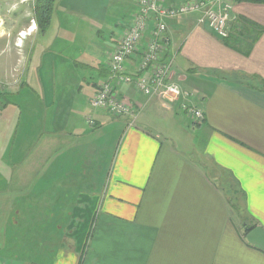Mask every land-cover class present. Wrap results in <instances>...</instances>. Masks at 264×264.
I'll list each match as a JSON object with an SVG mask.
<instances>
[{"label":"crops","instance_id":"crops-1","mask_svg":"<svg viewBox=\"0 0 264 264\" xmlns=\"http://www.w3.org/2000/svg\"><path fill=\"white\" fill-rule=\"evenodd\" d=\"M228 1L229 40L198 14L169 22L172 70L200 123L122 83L135 123L101 110L81 133L71 124L137 0H56L45 30L21 28L24 54L0 42V109L12 92L37 94L25 148L0 116V248L22 247L1 264H264L246 239L247 225L264 228V0ZM125 65L142 75L138 57Z\"/></svg>","mask_w":264,"mask_h":264},{"label":"built area","instance_id":"built-area-1","mask_svg":"<svg viewBox=\"0 0 264 264\" xmlns=\"http://www.w3.org/2000/svg\"><path fill=\"white\" fill-rule=\"evenodd\" d=\"M191 14H198V25L207 26L222 38L229 37L235 18L228 0H185L178 4L171 0H137V11L110 53L109 73L94 94L92 106L116 117L131 116L130 124L135 123L133 106L116 91L117 85L125 83L144 95H159L167 103L180 102L194 122H202L204 112L196 105L193 92L179 84L172 70L174 56L169 54V22ZM136 57L142 73L138 78L128 74L125 65L129 58ZM88 123L96 125L92 117H88Z\"/></svg>","mask_w":264,"mask_h":264},{"label":"rangeland","instance_id":"rangeland-1","mask_svg":"<svg viewBox=\"0 0 264 264\" xmlns=\"http://www.w3.org/2000/svg\"><path fill=\"white\" fill-rule=\"evenodd\" d=\"M36 1L37 0H0V22L4 24L3 27H0V42L5 43L7 40H10L8 49L13 51L15 54L22 55L25 52L24 47L17 48L15 47V45L22 44L19 38H22V36L25 35V32H20L21 28L24 27V29H26L29 27V23L34 25L36 23L33 19ZM174 2L177 4L180 3L177 1ZM26 20H29V22L27 23ZM18 25L20 28L16 29ZM4 52L5 55H9L7 49ZM5 94L6 92L1 93V95L3 96ZM36 95L37 94H30V92L23 91V94H21V96H19L15 92L9 94L8 96L10 97V101H7L6 98H2V101L4 102L5 106L0 109V116H3V118L5 119L4 123H9L10 119V121L13 120L11 124L15 122V125H18L17 130L19 132V139L17 143V149L19 147V144L23 146L22 148H25L28 130L34 127L32 125L35 122V118H37V116L33 115L34 107L31 108L30 99L32 96L37 99ZM100 113L101 109L94 108L92 104L89 103L87 104L86 108L83 110L82 113L73 118V122L71 124H73L74 129L78 132L80 131V129H85L84 125H86V128L89 129L90 127L86 124V118L91 116L95 119L97 117V114ZM10 126L12 125H9V128ZM68 127L69 126H64V128L66 129ZM0 249V260L2 257H17L13 255L22 253H14V251L22 249L20 245L19 248H16V250H14L15 248L10 247V245H7V247H2Z\"/></svg>","mask_w":264,"mask_h":264},{"label":"trees","instance_id":"trees-1","mask_svg":"<svg viewBox=\"0 0 264 264\" xmlns=\"http://www.w3.org/2000/svg\"><path fill=\"white\" fill-rule=\"evenodd\" d=\"M56 0H37L35 7H34V20L36 21L39 29L45 30L52 19V15L54 12ZM229 37L225 38L226 40H229ZM237 206V204H235ZM238 207V206H237ZM239 208V207H238ZM257 225H247V231L252 230Z\"/></svg>","mask_w":264,"mask_h":264},{"label":"water","instance_id":"water-1","mask_svg":"<svg viewBox=\"0 0 264 264\" xmlns=\"http://www.w3.org/2000/svg\"><path fill=\"white\" fill-rule=\"evenodd\" d=\"M247 242L264 249V228L257 225L246 235Z\"/></svg>","mask_w":264,"mask_h":264}]
</instances>
